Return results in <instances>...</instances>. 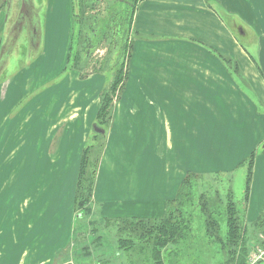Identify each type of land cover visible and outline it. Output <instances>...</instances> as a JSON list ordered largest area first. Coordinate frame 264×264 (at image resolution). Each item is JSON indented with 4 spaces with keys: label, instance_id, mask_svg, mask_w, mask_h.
I'll use <instances>...</instances> for the list:
<instances>
[{
    "label": "crops",
    "instance_id": "crops-1",
    "mask_svg": "<svg viewBox=\"0 0 264 264\" xmlns=\"http://www.w3.org/2000/svg\"><path fill=\"white\" fill-rule=\"evenodd\" d=\"M132 7L128 80L109 103L105 140L90 130L107 83L89 101L91 83L65 79L67 72L57 79V101L30 96L71 72L53 70L55 60L47 67L46 54L31 72L12 77L1 97L0 122L8 128L0 147V264H56L73 245L81 141L103 142L91 199L101 217L161 219L190 172L231 174L252 155L246 220L264 214V0H137ZM7 22L0 9V51ZM72 89L78 96L66 95ZM48 106L59 109L54 126L42 114ZM70 107L80 109V124L73 134L65 129L54 160L45 147L75 121ZM28 137L38 142L26 148Z\"/></svg>",
    "mask_w": 264,
    "mask_h": 264
},
{
    "label": "rangeland",
    "instance_id": "rangeland-1",
    "mask_svg": "<svg viewBox=\"0 0 264 264\" xmlns=\"http://www.w3.org/2000/svg\"><path fill=\"white\" fill-rule=\"evenodd\" d=\"M136 2L137 0H54L51 7V5L47 3V0H36L35 4L38 11L42 8L41 23L44 25L43 31L45 40L42 50L46 54V56H44L46 60H42V62L46 64L47 67L49 65L50 68L51 63L55 60L56 63L53 70H59V68L62 67H66L67 69L69 62H65V59L69 55V45L72 42L71 63L74 62L81 71L74 70L75 72L71 73L73 71L69 72L66 70L62 72L60 76L56 75L50 81L46 82L41 91L34 90L30 96L42 93L43 98L47 100L50 99L52 102H54V100L57 101V98L54 99V97L62 95V93L59 92L60 85H58L59 80L57 79L70 73L65 79L78 81L82 78L91 83V88L88 93L85 92L86 95L84 97L89 101L92 97L97 95L101 90V86L106 85V83L107 85L104 90H101V94L108 93V97L106 98H109V96L112 98V92L114 91L110 89L112 83L114 84L115 81L119 79L121 73L122 79L123 77L125 79L126 74V81L128 80V72L125 70V61L131 50V44L129 43L134 39L130 18L133 16L135 10L132 5L133 3L136 4ZM43 4H45L44 9L42 7ZM19 7V1L14 4L12 9H9L8 5L5 6L3 3L0 7V9H3L8 21L4 24V31L6 29V32L2 38V42L4 43L3 46L6 44L8 48L11 47L9 50V65L2 71L0 77V91L2 82L8 76L17 78L21 74L24 75L28 73L31 68L36 65L35 61L39 58L29 63L26 54L23 52L25 46L24 37L12 33L13 29L15 30L18 26V24L15 23L18 20V12L21 10ZM13 26L14 28L12 29ZM11 29L10 35L9 32ZM56 29L58 30L57 34L55 33ZM46 31L48 34H45ZM106 32L108 35H106ZM110 36L116 38V41L113 40L115 42L112 43ZM16 37L17 39L15 40ZM85 37L89 38L87 51L85 50ZM127 37L129 43L127 42ZM51 38H60L58 45L59 54L58 52L56 53L57 47L54 48L53 46L56 44V41L53 42ZM124 43L126 46L122 48ZM121 51L124 52V59ZM75 53L80 56L79 59L82 60L80 63L76 61ZM86 54L89 56H86ZM83 60H85V64L81 65ZM70 66H72V64H70ZM51 74L54 76L56 72L51 71ZM28 75L29 74H27V76ZM27 76L26 78H28ZM104 82L105 84L103 85ZM115 84L118 85V90L115 93V95H117V93L120 92L119 87L121 83ZM13 85L14 84H11L9 88L11 89ZM115 87L116 85H114V89ZM78 90L72 89V94L67 92L66 95L71 97L78 96ZM122 91H124V89ZM79 95L83 98V92ZM89 97L91 99H89ZM0 101H2L1 97ZM91 103L92 107L95 106L94 100H92ZM87 107L89 109L90 104H88ZM0 108H2L1 102ZM30 113V111L25 112L23 117L30 116ZM70 113H74L75 121L68 122V126L62 125L59 127V129L54 132L52 142L48 143L45 147V149H48L47 154L50 153V156H52L54 160H57V158L55 155H52V153L61 143L60 138L63 136L65 129L71 130L70 132L73 134L76 132L77 124H80V122L76 121V118H78L77 114H80V109L70 107ZM42 114L46 117L44 119H48L50 125L54 126L59 116V109H52V107L50 108V106H48ZM100 119L105 121L106 115H103ZM96 121L98 120H94L93 123ZM3 122L4 121H1L0 124L2 123L3 125ZM2 125L0 127H3V131L0 132V147H2L3 135L6 131L4 128H8L7 124ZM38 131L36 134H38ZM91 131L92 130H90V133L92 134ZM100 136L103 140L107 138V134ZM36 139L37 137L32 140L28 137L26 148H30V143L31 145H35V143L38 142ZM82 142L83 141H81L79 144L80 146H78L79 152L78 158H76L78 164L75 162V167L77 166L78 172L74 175L76 182L75 199L77 196L79 167L82 155L85 148L90 144L84 145ZM82 144L84 146H82ZM32 148L33 147H31V149ZM102 148L103 142L96 139L92 142V145H89V150H86L87 155H90L89 157L96 156L98 158L101 155ZM260 150H263L262 147ZM21 155L23 154L21 153ZM0 160H2V148L0 150ZM94 160L96 161L97 159ZM15 162L14 164H16L15 166L17 167L19 161ZM85 163L91 167L88 159H86ZM249 166V161H246L244 163V168L240 167L234 172H231V174L223 175L226 176L224 178H222L223 176H221V178H214L210 175H206L203 176V178L196 179L197 182L191 179L189 187L192 185V195L190 197L192 200L183 201L181 204L183 215L188 218L191 217L192 219L190 225H185L191 235L181 240L176 249V246L168 245V249L165 251L166 257H164L165 264H224L227 260L230 261V250L234 248L233 243L235 239H231V236L228 237L227 233L230 229V225L227 223L230 214L228 208L231 206V202L233 207H236L235 212L237 210L239 216L243 215L242 206H244V203L242 202L244 201L243 197L245 194L244 173L248 170ZM69 169L67 168L64 170L63 174ZM61 170L62 169H59V171ZM87 171L92 173V170L87 169ZM18 172H20L18 168L11 172L12 187L15 185L14 183L18 181ZM33 172L34 169L31 171L29 170L28 175H33ZM92 175H94V172ZM227 176L231 177L229 181ZM18 186L19 184L14 187L16 190L13 192L18 191ZM229 192L235 194L233 195L235 197L233 200L229 199L231 197H227V193ZM86 206H89L90 209L87 210ZM102 218L104 217L100 216L98 207L92 203L91 199L86 205H82L80 201L79 208L77 207L76 209L74 227V229H76V226L78 227L77 231L74 230V237L78 242H76L75 248H69V252L64 251L62 254L63 258L59 257L56 264H68L71 260L74 264H154V261H149L148 258H145V255L140 253L141 250L135 247L136 245L142 244L143 239L124 232V227L130 225L132 222H128L123 227L122 224H118L117 221L107 220L104 222ZM217 220L219 223H217ZM94 222L96 225H93ZM117 225L123 227V230H116L121 229L118 228ZM94 229H97V231ZM247 237L249 238L247 241L248 264H264V220L258 226H255V224L251 226L250 224L247 227ZM224 238H226L228 244L226 249L222 248V245L225 244ZM122 239H131L132 245L127 247L126 242H122L123 249H121L116 243H119ZM133 244L134 247L131 249ZM171 250L173 253L169 255Z\"/></svg>",
    "mask_w": 264,
    "mask_h": 264
},
{
    "label": "trees",
    "instance_id": "trees-1",
    "mask_svg": "<svg viewBox=\"0 0 264 264\" xmlns=\"http://www.w3.org/2000/svg\"><path fill=\"white\" fill-rule=\"evenodd\" d=\"M133 5H136V4L133 3ZM130 19L132 20V17ZM107 32H106V35H108ZM79 39H80V37H79ZM88 40H89V38L85 37V41H86L85 42V50L86 51H87L88 45H89ZM113 40L116 41V38L111 37L112 43L115 42ZM127 42H128V37H127ZM129 44H131V43H129ZM69 46H70V49H69V55H68V62H69L68 68L71 71H74V70L81 71V69L78 68L76 66V64H74V62L71 63V61H72L71 60V58H72V54H71L72 53V42L70 43ZM124 46H126L125 43L123 44L122 48H124ZM121 52H122V57L124 59V52L123 51H121ZM130 52H131V50L129 51L128 56H127L126 61H125L126 72L128 71L127 64H128V60L130 57ZM86 56H89V55L86 54ZM75 58H76L77 62L79 61V63H80V61H82L79 59L80 56H78L77 53H75ZM84 62H85V60H83V63H81V65H84L85 64ZM70 64H72V66H70ZM82 76H83V74H82ZM125 76L127 77L126 74H125ZM126 77H125V79H124V77L122 79V73H121L119 79L115 81V83H118V84L121 83L120 87H119L120 92L124 89ZM115 83L114 84L112 83V85L110 87L111 90H114L112 92V98L114 96H116L115 93L118 90V87H117L118 85ZM114 85H116L115 89H114ZM120 92H118L117 95H119ZM101 97L102 98H101V105L99 107V114L102 116L106 115L107 118L105 121H102L99 118V116H100L99 115L98 118L100 119V121L98 120L96 122L100 126L104 127V123H106L109 116H111V106L109 104L111 102V98H110V96H109V98H106V97H108V93H106V94L102 93ZM102 122H104V123H102ZM105 134H103V135H105ZM263 144L261 145L262 149H264ZM87 149L89 150V145L87 146V148H85V151L83 152L80 167H79L80 169H79V178H78V189H77V196H76V206L78 205L77 206L78 208L80 205V201H81L82 205H84V204L86 205V203H88L90 201V199H92L93 188H94V184H95V178H96L98 165H99V161H100V157H101V155L98 158L96 156L89 157L90 155L88 156L87 152H86ZM86 159H88V162H90L91 167H89L85 163ZM94 159H97V160L95 161ZM92 160H93V162H92ZM248 161H249L250 166L248 167L246 179H245V190H244L245 194L243 197L244 201L242 202V203H244V206H242L243 215L239 216L237 213V210L235 212L236 207H233L231 202H230L231 206L228 208V212L230 214L228 216L227 223H228V225H230V229L227 233H228V237L231 236V239L232 238L235 239V242L233 243V246H234V248H232L233 250L232 249L230 250V254H231L230 255V261L227 260L224 264H248V261H247V253H248L247 241L249 238L247 237V227L250 224H251V226H252V224H255V226H258L264 220V214H262L254 222H248L246 220V210H247V203H248V198H249L250 182L252 179L254 155L250 156ZM87 169L92 170V173L94 172V175H92L91 172H88ZM203 176H206V175L197 174V173H193V172H190L187 175L184 183L180 187V190L178 192L176 199L169 202L167 212H166L165 216L161 219H144V218L108 219V218H102L103 219L102 221H104V222L107 220L108 221H110V220L117 221V223L122 224L123 227L128 222H132L130 225H128L129 227L128 226L124 227V232L132 234V235H136V237H141V239H143L142 244L136 245L135 247L137 249H140L141 250L140 253L145 255V258H148L149 261L150 260L154 261L153 262L154 264H165L164 257H166L165 251H166V249H168V245H174V247L176 246L175 247V249H176L177 245L180 243L181 240H183L185 237L191 235V233L188 231V229L185 227V225L186 224L190 225L192 222V219H191V217L188 218V217L183 215V213H182L183 211L181 210V204L183 203V201L189 200L191 195H192V191H191L192 185H190V187H189L191 179H193L194 182H197L196 179L203 178ZM210 176H212L214 178H217V177L221 178V176H223V175L216 174V175H210ZM224 177H226V176H223L222 178H224ZM227 177H228V181H229L231 177L230 176H227ZM233 195H235V194L230 193V192L227 193V197H231V198H229L231 200H233V198H235ZM191 200H192V198L190 199V201ZM86 209L89 210L90 209L89 206L88 207L86 206ZM217 223H219L218 220H217ZM93 225H96L95 222L93 223ZM117 226H118V228H121V229H116V230H120V231L123 230V227H121V226L119 227V225H117ZM77 228L78 227L76 226V229H75L76 231H77ZM94 230L97 231V229H94ZM76 242H78V240L74 237L73 245L71 246L70 249H72V247L75 248ZM122 242H126L127 247H130L132 245L131 239H122V240H120L119 243L118 242L116 243V244H118V246L121 249H123ZM224 243L225 244L222 245V248L226 249L228 247L226 238H224ZM133 247H134V244L131 247V249ZM176 251H175V253H176ZM150 253H151V257H150ZM171 253H173L172 250L170 251L169 255H171ZM140 264H142V263H140Z\"/></svg>",
    "mask_w": 264,
    "mask_h": 264
},
{
    "label": "flooded vegetation",
    "instance_id": "flooded-vegetation-1",
    "mask_svg": "<svg viewBox=\"0 0 264 264\" xmlns=\"http://www.w3.org/2000/svg\"><path fill=\"white\" fill-rule=\"evenodd\" d=\"M14 1L15 0H0V5L3 3L5 6L8 5L9 9H12L14 7V4H15ZM18 1L20 2L19 8H21V10L18 12V18H17L18 20L15 23V24H18V26H17V29H15V30L13 29L14 26L12 27V29H13L12 33L15 34L17 31V34H19L18 36L24 37L25 46H24L23 52L26 54V58L28 59V61L30 63L31 61L36 60L38 57H41V55H45V52H43V50H42V46L44 45V40H45L44 31H43L44 25L41 23V20H42L41 19V9L42 8H40L38 11V9L36 8V4H35L36 0H18ZM53 1L54 0H47V3H49V5H51V7H52ZM42 7L44 9L45 4H43ZM55 9H56V7H55ZM12 29L9 32L10 35H11ZM55 33L56 34L58 33L57 29H56ZM17 37L15 38V40L17 39ZM51 40H53V42H54L56 39L51 38ZM58 45H59V40L56 42L55 45H53L54 48L57 47L56 53L58 52ZM12 47H13V45H12ZM9 61H10V57H9L8 62L6 63L5 67H7L9 65ZM67 61H68V56L65 59V62H67ZM67 68H68V66H67ZM0 77H1V75H0ZM11 78H12V76H10V77L8 76L2 82L0 93H2L3 86L6 85L7 82ZM13 82H14V80H11L9 82V87ZM0 97H1V95H0Z\"/></svg>",
    "mask_w": 264,
    "mask_h": 264
},
{
    "label": "water",
    "instance_id": "water-1",
    "mask_svg": "<svg viewBox=\"0 0 264 264\" xmlns=\"http://www.w3.org/2000/svg\"><path fill=\"white\" fill-rule=\"evenodd\" d=\"M17 29V28H15ZM17 34V31L16 33ZM11 49V47L8 48L7 45L3 46L1 48L0 51V75L2 73V71L4 70L6 63L8 62V57H9V50ZM11 81V79L7 82L6 85L3 86V92L1 93V97L2 99L5 98L8 90H9V82ZM92 134L94 135H103L106 133V130L104 127L100 126L97 122L93 123L92 125ZM264 146V144H263Z\"/></svg>",
    "mask_w": 264,
    "mask_h": 264
},
{
    "label": "built area",
    "instance_id": "built-area-1",
    "mask_svg": "<svg viewBox=\"0 0 264 264\" xmlns=\"http://www.w3.org/2000/svg\"><path fill=\"white\" fill-rule=\"evenodd\" d=\"M68 264H74V262L71 260V261L68 262Z\"/></svg>",
    "mask_w": 264,
    "mask_h": 264
}]
</instances>
